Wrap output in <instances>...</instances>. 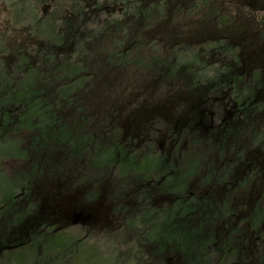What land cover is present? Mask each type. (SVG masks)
I'll list each match as a JSON object with an SVG mask.
<instances>
[{
    "label": "flooded vegetation",
    "instance_id": "obj_1",
    "mask_svg": "<svg viewBox=\"0 0 264 264\" xmlns=\"http://www.w3.org/2000/svg\"><path fill=\"white\" fill-rule=\"evenodd\" d=\"M6 3L0 264H264V0Z\"/></svg>",
    "mask_w": 264,
    "mask_h": 264
},
{
    "label": "rangeland",
    "instance_id": "obj_2",
    "mask_svg": "<svg viewBox=\"0 0 264 264\" xmlns=\"http://www.w3.org/2000/svg\"><path fill=\"white\" fill-rule=\"evenodd\" d=\"M6 2L11 3V4H15V5L23 4L22 0H0V28H2V30L0 31V33H2V34H0L1 36H6V33H4V28L8 27L10 25V23H8V22L6 23L4 16H5V18L8 16H13V14L16 12L13 9L14 7H9ZM23 9H24V7H23ZM16 14L14 17H16ZM23 14L24 15L27 14L26 10L21 11L20 17H23L22 16ZM12 25H14V27L17 30V27H19L21 25V23H19L17 20H14ZM16 30L14 32H16ZM0 41H4V40H0ZM81 55H85V52L81 53ZM0 61H2V60H0ZM3 187H4V185L1 184V182H0V189ZM75 253L76 252H74L71 256V263L70 264H93V252L87 251V253H85V256H81V253H79L78 256H75ZM99 255H100V253H99Z\"/></svg>",
    "mask_w": 264,
    "mask_h": 264
},
{
    "label": "trees",
    "instance_id": "obj_3",
    "mask_svg": "<svg viewBox=\"0 0 264 264\" xmlns=\"http://www.w3.org/2000/svg\"><path fill=\"white\" fill-rule=\"evenodd\" d=\"M10 98H4L3 101H9ZM1 117V116H0ZM4 121H7L5 125H8L9 119L5 116Z\"/></svg>",
    "mask_w": 264,
    "mask_h": 264
}]
</instances>
